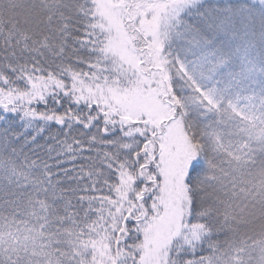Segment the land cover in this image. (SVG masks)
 <instances>
[{"label":"snow or ice","instance_id":"obj_1","mask_svg":"<svg viewBox=\"0 0 264 264\" xmlns=\"http://www.w3.org/2000/svg\"><path fill=\"white\" fill-rule=\"evenodd\" d=\"M0 264H264V0H0Z\"/></svg>","mask_w":264,"mask_h":264}]
</instances>
